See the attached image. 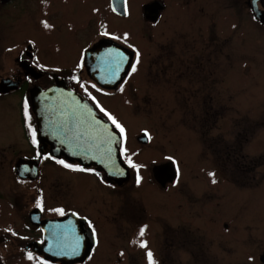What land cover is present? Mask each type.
<instances>
[{
    "label": "flooded vegetation",
    "instance_id": "1",
    "mask_svg": "<svg viewBox=\"0 0 264 264\" xmlns=\"http://www.w3.org/2000/svg\"><path fill=\"white\" fill-rule=\"evenodd\" d=\"M138 1L127 0L125 6L124 0H0V163L13 166L11 173L15 178V182L7 184V188L0 187V198L3 200L0 208L6 206L4 210L13 220L8 221L12 223L10 228L5 224L0 226V264H91L101 262L99 260H107L110 264H127L136 259L137 253L143 255L144 262L148 264L147 251L154 254L156 264H163L161 249L154 242L160 231L167 233L169 263L173 258L177 235L186 239L206 229L203 221L207 217V203L203 195L193 202L190 199L189 203H193L195 210L190 211L189 205L186 216L181 218L171 213L165 217L167 223H162L160 230L154 224L158 223V213L152 209L155 200L132 198L130 195L135 191L139 196L142 195L148 184L157 191L175 190L182 173L175 161L168 159L158 163L160 160L150 159L147 164L135 161V152L142 151L143 147L136 148L134 152L133 148L127 146V136L125 138L119 132L123 165H119L118 175L124 176V166L130 170V178L120 183L109 179L100 165L87 166L69 156L73 151L63 144H68L70 139L60 141L62 144L56 147L55 143L47 139L46 123L43 124L45 131L39 133V121L33 107V90L40 91V100L47 109V91L58 85L68 88L67 92L77 94L87 106L91 105L111 124L105 113L111 114L123 125L106 106L103 96L113 97L125 91L127 86L135 91L137 86L128 80L134 73L133 66L137 69V54L141 59L147 50L146 41H155L159 37L160 26L165 22L171 21L174 34L184 41L183 46L187 51L183 53L187 55L179 57L183 58V66L176 67V59L173 58L161 65L158 71L178 75V79L180 71H183L182 79H191L194 84L199 82L202 102L208 97L216 104H221L223 100L222 93L214 92L212 88L216 84L214 75L223 69V42H229V37H224L225 9L231 11L229 15L235 29L234 36L248 40L247 45L253 56L258 51L264 54V0ZM167 13L168 21L165 18ZM126 20L132 22L135 31L130 42L125 36ZM44 22L51 27L46 28ZM103 41L128 48L134 54L129 72L114 88L102 86L90 75L94 67L89 66V63L97 56L92 50ZM198 44L200 48L191 51V47ZM111 52L110 49L98 56H114ZM49 58L56 60L49 62ZM112 70L111 67L106 69L109 72ZM209 84L212 85L208 87ZM235 92L234 100L237 98ZM56 126L58 132H62V125ZM87 126H79V131ZM32 130L36 132V145L32 143ZM140 133L136 137L140 145H150L153 141L152 132L143 129ZM144 133L146 138L141 141L139 136ZM82 146L95 151L93 145ZM55 151L60 156H54ZM21 159L39 160L36 178L31 177L29 168L32 167L25 168L24 173H30L29 176L18 174L17 164ZM61 160L72 165V168H65L58 162ZM128 161L137 167H131ZM165 163L174 164L177 174L163 185L156 178L155 169ZM27 166L32 165L28 163ZM49 166L57 170L58 202L53 206H49L47 196ZM77 168L85 171L73 170ZM160 175L166 176V171ZM137 176L141 177L139 185ZM170 202L174 209V194H171ZM18 203L22 207L19 215L13 208ZM41 203L43 207L38 206ZM179 208H183V203L179 204ZM60 210H63V214ZM178 218L189 220V224H176ZM144 225L147 231L140 238L138 233ZM223 227L229 229L227 223ZM141 239L147 240V249L133 243ZM107 250H115L117 259L109 255L106 257ZM29 253L32 259H28Z\"/></svg>",
    "mask_w": 264,
    "mask_h": 264
},
{
    "label": "rangeland",
    "instance_id": "2",
    "mask_svg": "<svg viewBox=\"0 0 264 264\" xmlns=\"http://www.w3.org/2000/svg\"><path fill=\"white\" fill-rule=\"evenodd\" d=\"M230 12L224 10V37H229V42H223V69L214 75L216 84L212 88L222 93L221 104L209 97L202 102L200 83L182 79L183 71L179 79L178 75L158 71L173 58L176 67L183 66V58L179 57L187 55L183 53L187 51L184 41L174 34L171 21L160 26L155 41H146L147 50L128 80L137 86L135 91L127 86L113 97L103 96L106 106L123 123L127 146L134 152L143 147L142 151L135 152V161L147 164L150 159H157L160 163L171 157L182 169L175 190L157 191L148 184L143 196L136 191L130 194L155 200L152 209L158 213V223H154L157 228L160 230L162 223H167L165 217L171 213L182 218L189 213V205L190 211L195 210L192 202L199 196L203 195L206 200L207 217L203 221L206 229L186 239L177 235L169 263L167 233L156 234L154 242L161 249L163 264H263L259 257L264 251V54L258 51L253 56L248 40L234 36ZM165 18L169 20L168 13ZM126 22L125 36L130 42L135 31L132 22ZM260 43L262 48L263 37ZM195 46L191 51L200 48L199 44ZM51 60L56 59H48ZM181 89L184 92H180ZM233 91H236V100ZM143 129L153 134L148 146L140 145L136 139ZM54 168L49 166L47 173L49 206L58 202ZM12 170L13 166L0 163L2 189L15 182ZM210 172L216 174L217 183L211 182ZM171 194L176 198L174 209ZM0 203H3L1 198ZM20 203L13 206L18 215L22 211ZM180 203L183 208H179ZM5 208H0V226L5 224L10 228L12 223L9 222L13 220L7 216ZM179 222L189 224L187 219L178 218L176 224ZM225 223L229 229L223 227ZM115 254V250L105 253L106 257L109 255L116 260ZM135 258L127 264H146L143 255L137 253ZM99 261L91 264H110L107 260Z\"/></svg>",
    "mask_w": 264,
    "mask_h": 264
},
{
    "label": "water",
    "instance_id": "3",
    "mask_svg": "<svg viewBox=\"0 0 264 264\" xmlns=\"http://www.w3.org/2000/svg\"><path fill=\"white\" fill-rule=\"evenodd\" d=\"M155 5L160 7L159 4ZM110 49L114 56H98V54L107 53ZM92 53H97V56L93 57L94 60L92 59L89 63V66L94 67L90 75L96 82L107 88H114L125 78L134 59V54L130 49L107 41L96 46ZM87 60L89 61V58ZM108 67L113 70L106 71ZM67 91H69L68 88L59 85L48 89L46 109L45 104H42L40 100V91L38 89L33 90V107L39 121V133L47 125V139L55 143L56 147L62 144L60 141L70 139L68 144H63L73 151V153L67 151L69 156L80 160L82 164L87 166L100 165L111 180L120 183L128 180L130 170L127 166H124V176L118 175L119 165L122 164L119 130L103 118L91 105L87 106L77 94ZM44 123L46 124L43 126ZM84 124L89 125V127L79 131V126ZM56 125H62L60 127L62 132H58ZM145 138L146 133L139 136L141 141H144ZM82 144L93 145L95 151H89L88 146L84 147ZM53 155L60 156V153L55 151ZM28 163L32 166H27ZM38 165L39 160L37 159H21L17 164L18 174L27 177L30 173H24L25 168L32 167L29 168L32 172L31 177L36 178ZM162 171H166V176L160 175ZM176 174V168L171 163L159 165L155 169V176L163 185L173 180ZM260 261L264 264V251L260 255Z\"/></svg>",
    "mask_w": 264,
    "mask_h": 264
},
{
    "label": "snow or ice",
    "instance_id": "4",
    "mask_svg": "<svg viewBox=\"0 0 264 264\" xmlns=\"http://www.w3.org/2000/svg\"><path fill=\"white\" fill-rule=\"evenodd\" d=\"M124 3H125V6H126V5H127V0H124ZM125 11H126V7H125ZM44 26H45L46 28L51 27L49 24H47V22H44ZM104 34L107 35V33H104ZM139 62H140V61H139V53H138V54H137V61H136V63L139 64ZM132 71H133V72L136 71V67H135V66H133ZM93 99H95V97H93ZM100 110H101L102 112L104 111V109H102V108H101ZM105 114L108 115V117H109V119L111 120L112 124H113L117 129H119V132H120L122 135H125V138H126V134H125V128H124V126H123L122 124H120L119 121H117L115 117L111 116V114H109V113H105ZM25 115H26V116L28 115V113H27V105H25ZM29 119H30V117H29ZM29 127H31V126L29 125ZM31 139H32V143H33L34 145L38 144V141H37V138H36V132H35V130H32V131H31ZM169 159H172V158L169 157ZM58 162L61 163V164H63V166H64L65 168H72V165H70V164H66V163H65L64 161H62V160H61V161H58ZM128 163H129L130 166L133 167V168H136V167H137L135 164H132L131 161H128ZM73 170H75V171H85V169H83V168H77V169H73ZM178 171H179V169H178ZM209 176L212 178V179H211V182H212L213 184L217 183V180L215 179L216 174H215L214 172H210V173H209ZM140 183H141V177L137 176V184L139 185ZM38 206L43 207L42 203L39 204ZM60 212H61V214H63V210H60ZM146 231H147V226H146V225L142 226V227L140 228V230H139L138 236H139L140 238H143V237L145 236V234H146ZM133 243H138V246H139L140 248H142V249H147V248H148V242H147V240H143V239H141V240H139V241H133ZM121 255H123V253H121ZM146 257H147L148 264H156V261H155V259H154V254H153L151 251H147V253H146ZM28 259H32L31 253H29V255H28ZM250 259H252V258H250Z\"/></svg>",
    "mask_w": 264,
    "mask_h": 264
}]
</instances>
